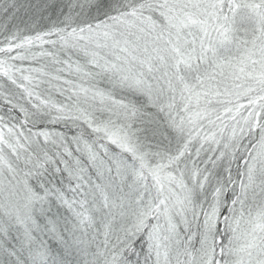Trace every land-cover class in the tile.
I'll return each mask as SVG.
<instances>
[{"label": "snow or ice", "instance_id": "6c2138e0", "mask_svg": "<svg viewBox=\"0 0 264 264\" xmlns=\"http://www.w3.org/2000/svg\"><path fill=\"white\" fill-rule=\"evenodd\" d=\"M0 264H264V0H0Z\"/></svg>", "mask_w": 264, "mask_h": 264}]
</instances>
